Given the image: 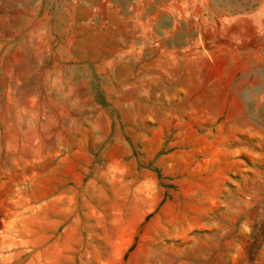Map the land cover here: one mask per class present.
<instances>
[{
	"label": "rangeland",
	"instance_id": "obj_1",
	"mask_svg": "<svg viewBox=\"0 0 264 264\" xmlns=\"http://www.w3.org/2000/svg\"><path fill=\"white\" fill-rule=\"evenodd\" d=\"M0 264H264V0H0Z\"/></svg>",
	"mask_w": 264,
	"mask_h": 264
}]
</instances>
